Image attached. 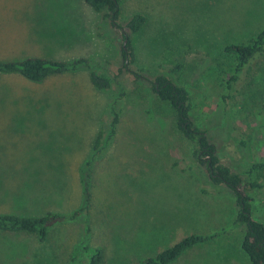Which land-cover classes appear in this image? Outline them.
Instances as JSON below:
<instances>
[{
  "label": "rangeland",
  "instance_id": "374dc122",
  "mask_svg": "<svg viewBox=\"0 0 264 264\" xmlns=\"http://www.w3.org/2000/svg\"><path fill=\"white\" fill-rule=\"evenodd\" d=\"M120 11L123 30L84 0H0L1 61H87L40 83L0 73V214L84 209L41 241L0 232V264H89L98 249L101 264H139L218 232L172 264H252L231 192L195 161L151 86L165 75L184 88L219 163L259 184L248 190L252 217L264 223V169L247 173L264 158V65L232 81L235 56L223 51L263 29L264 0H121ZM136 13L145 24L130 35ZM93 71L110 77L108 90L93 88Z\"/></svg>",
  "mask_w": 264,
  "mask_h": 264
},
{
  "label": "trees",
  "instance_id": "16d2710c",
  "mask_svg": "<svg viewBox=\"0 0 264 264\" xmlns=\"http://www.w3.org/2000/svg\"><path fill=\"white\" fill-rule=\"evenodd\" d=\"M84 1L94 12L102 14L103 18L109 21L113 28L124 29L120 24L121 0ZM144 24L145 17L140 13H136L127 20L125 28L129 30L130 35H135ZM125 40L126 43L121 50L122 58L125 63L131 64L134 58L129 36H125ZM223 51L235 56L236 74L232 76V81H236L244 70L256 65H264V27L261 30H257L246 42L228 44ZM86 62L84 59H79L72 63L54 62L35 57H28L19 61L0 60V73L15 74L24 80L40 83L51 76L62 75ZM134 75L135 77H140L137 74ZM89 80L93 88L99 91L108 90L111 86L110 77L95 71L91 72ZM154 80L155 82L151 86L154 97L167 105L170 120L172 117V122L179 137L193 144L192 157L205 169L207 176L214 184L231 192L236 207V216L233 224L244 227L241 241L243 253L252 264H264V223L252 217L253 199L248 190L259 188V184L248 182V180L244 181L239 174L232 173L228 167L219 163L214 145L208 140L203 131L194 126L189 117L190 97L184 88L170 81L165 75L157 76ZM112 114V125L115 127L118 115L114 110ZM102 135V132L98 134V141L102 138ZM262 169H264V158L260 162L253 164L247 173L252 174L254 171ZM86 174L82 171L81 180L83 183V194L85 197H89V186L87 180H85L88 178V174ZM83 210V207H81L70 215L56 212H47L39 216L2 213L0 214V232L37 235L41 241L46 239L50 227L55 223L63 222L64 220H74ZM219 234L220 232L208 236H187L155 257L148 258L139 264H172L186 250L198 243L213 239ZM103 258L102 250L98 249L91 255L89 264H101Z\"/></svg>",
  "mask_w": 264,
  "mask_h": 264
},
{
  "label": "water",
  "instance_id": "95a60500",
  "mask_svg": "<svg viewBox=\"0 0 264 264\" xmlns=\"http://www.w3.org/2000/svg\"><path fill=\"white\" fill-rule=\"evenodd\" d=\"M124 43H126V41H124Z\"/></svg>",
  "mask_w": 264,
  "mask_h": 264
}]
</instances>
